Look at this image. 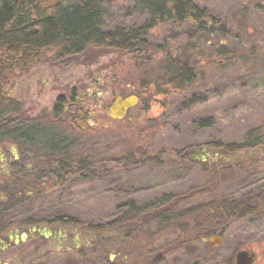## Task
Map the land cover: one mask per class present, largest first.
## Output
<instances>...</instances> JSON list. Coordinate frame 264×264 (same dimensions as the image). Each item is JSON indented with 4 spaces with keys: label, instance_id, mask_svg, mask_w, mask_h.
Instances as JSON below:
<instances>
[{
    "label": "flooded vegetation",
    "instance_id": "flooded-vegetation-1",
    "mask_svg": "<svg viewBox=\"0 0 264 264\" xmlns=\"http://www.w3.org/2000/svg\"><path fill=\"white\" fill-rule=\"evenodd\" d=\"M37 64L4 62L0 69V264H162V229L168 227L162 215L177 214L182 201L208 188L187 186L148 204L127 199L106 222L85 223L68 216L53 200L77 197L82 186L92 197H128L138 190L122 191L121 184L139 170H154L161 159L140 148L114 158L110 145L103 146L106 130H140L115 124H131L147 111L140 91L126 95L113 69L99 71L98 65L83 63L68 78L67 64ZM27 67L26 77L19 80ZM13 79V90H6L5 82ZM47 82L55 90L51 109L37 103L47 92ZM24 94L30 96L29 103ZM222 153L209 145L192 147L176 162L187 171L202 164L209 172L236 164L243 155ZM41 200L52 206H37Z\"/></svg>",
    "mask_w": 264,
    "mask_h": 264
},
{
    "label": "rangeland",
    "instance_id": "rangeland-1",
    "mask_svg": "<svg viewBox=\"0 0 264 264\" xmlns=\"http://www.w3.org/2000/svg\"><path fill=\"white\" fill-rule=\"evenodd\" d=\"M132 1L104 0L105 31L117 27L137 28L148 21V13H136ZM199 3L227 24L230 39L223 37L222 43L233 49H242L246 57H237L229 65L223 64L218 68L203 66L191 90L184 94L163 93L158 91L156 85L162 59L160 53L157 54L158 45L166 41L168 48L165 50H173L170 37L165 40L166 30L155 29L151 32L154 49L148 64L120 53L108 52L102 47L90 48L72 61L61 64H67L64 68L67 69L68 78L70 72L83 68V63L98 65L99 71L113 69L116 83L125 88L126 95L133 90L140 91L147 111L131 124L126 121L115 124L140 130H106L101 142L105 148L107 143L110 145L109 152L114 158H122L129 151L135 154L140 148L151 155H158L161 160L153 164L154 170L148 167L139 170L135 178L121 184L122 191L138 190L128 197L117 193L114 197H108L106 193L92 197L89 188L82 186L78 188L77 197L53 201L59 202L68 216L82 222L90 223L95 219L106 222L117 216L114 215L116 208L127 199L148 204L162 193L182 192L191 185L206 186L208 190L179 204L178 211L185 212L181 219L187 235L180 243L172 231L164 233L161 241L165 254L162 255V264H193L196 259L200 261L199 264H233L240 249L256 253L253 264H264L263 205L260 210L244 218L235 221L225 219V222L228 221L227 224L224 222L227 226L225 232L212 235L222 238L220 244L204 241V235H196L193 231L196 225L204 224L205 219L209 221L222 202L239 198L250 191L264 192V149L253 157L249 155L256 149L243 152L248 156L247 160L236 164L229 162L219 170L211 168L209 172L203 170L206 167L202 164L195 163L193 169L187 171L176 162L183 159V151L192 147L239 143L250 129L264 130V0H199ZM167 35L170 36L171 32ZM244 43L246 47H243ZM254 43L255 52L252 50ZM241 45L242 48H239ZM4 62L10 63L9 59ZM37 63L40 64L37 68L58 65L45 56ZM28 69L21 71L19 80L26 77ZM8 77L12 78L10 75ZM14 80L5 82L6 90H13ZM46 84L49 85L47 92L37 103L51 109L55 90L49 82ZM24 95L29 103L30 96ZM205 121H209V125L202 126ZM173 123L178 124L176 129L171 125ZM222 154L225 155L224 152ZM171 160L175 163H171ZM48 201L41 200L37 206H52Z\"/></svg>",
    "mask_w": 264,
    "mask_h": 264
},
{
    "label": "trees",
    "instance_id": "trees-1",
    "mask_svg": "<svg viewBox=\"0 0 264 264\" xmlns=\"http://www.w3.org/2000/svg\"><path fill=\"white\" fill-rule=\"evenodd\" d=\"M103 4L104 0H0V69L6 59L23 65L37 63L45 56L52 63H68L93 47L148 64L154 49L151 32L161 29L166 30L165 40L170 37L173 50H165L166 41L158 45L157 54L162 59L156 85L158 91L180 95L191 90L203 66L218 68L229 65L237 57H246L242 49L222 43L223 37L230 39L227 24L199 0H133V10L147 12L148 21L137 28L117 27L111 31L104 30ZM254 47L255 43L252 48L255 52ZM201 125H209V121ZM215 145L230 155L247 152L264 146V130L253 128L239 143ZM262 205L264 192L250 191L219 204L209 221L205 219L193 231L204 238L222 235L227 229L225 219L244 218ZM184 213L161 217L163 222L168 221L162 233L172 231L180 243L187 235L181 219Z\"/></svg>",
    "mask_w": 264,
    "mask_h": 264
},
{
    "label": "water",
    "instance_id": "water-1",
    "mask_svg": "<svg viewBox=\"0 0 264 264\" xmlns=\"http://www.w3.org/2000/svg\"><path fill=\"white\" fill-rule=\"evenodd\" d=\"M120 99L121 98L119 97V100ZM130 99L136 100L135 97H132ZM130 99H127L126 102ZM262 149H264V146L262 147ZM202 150L204 153H208L207 147H203ZM253 156H258V153L255 151L253 152V154L249 155V157H253ZM247 158H248L247 155H242L237 159V161H245L247 160ZM204 240L209 243H216V244H220L222 242V238L220 236H211L209 238H204ZM255 257H256V253L251 252L247 249H240L236 253L235 261L233 264H253ZM199 262L200 261L196 259L194 260L193 264H199ZM216 264H219V262H217Z\"/></svg>",
    "mask_w": 264,
    "mask_h": 264
}]
</instances>
